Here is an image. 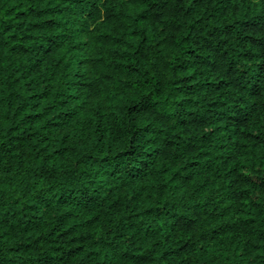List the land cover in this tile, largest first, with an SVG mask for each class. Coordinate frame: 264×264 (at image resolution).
<instances>
[{
    "label": "trees",
    "instance_id": "trees-1",
    "mask_svg": "<svg viewBox=\"0 0 264 264\" xmlns=\"http://www.w3.org/2000/svg\"><path fill=\"white\" fill-rule=\"evenodd\" d=\"M0 264H264V0H0Z\"/></svg>",
    "mask_w": 264,
    "mask_h": 264
}]
</instances>
